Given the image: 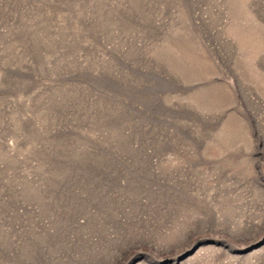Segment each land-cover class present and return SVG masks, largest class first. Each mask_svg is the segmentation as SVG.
<instances>
[{"label":"rangeland","instance_id":"1","mask_svg":"<svg viewBox=\"0 0 264 264\" xmlns=\"http://www.w3.org/2000/svg\"><path fill=\"white\" fill-rule=\"evenodd\" d=\"M0 264H264V0H0Z\"/></svg>","mask_w":264,"mask_h":264}]
</instances>
